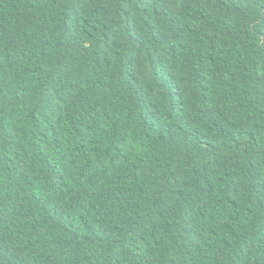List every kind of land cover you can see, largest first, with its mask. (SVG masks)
Returning <instances> with one entry per match:
<instances>
[{
	"label": "trees",
	"instance_id": "trees-1",
	"mask_svg": "<svg viewBox=\"0 0 264 264\" xmlns=\"http://www.w3.org/2000/svg\"><path fill=\"white\" fill-rule=\"evenodd\" d=\"M0 264H264V0H0Z\"/></svg>",
	"mask_w": 264,
	"mask_h": 264
}]
</instances>
